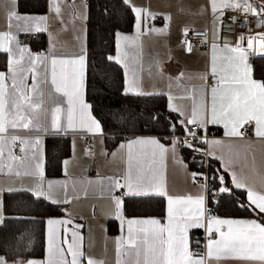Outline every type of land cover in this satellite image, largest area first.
Returning <instances> with one entry per match:
<instances>
[{
    "label": "snow or ice",
    "instance_id": "snow-or-ice-1",
    "mask_svg": "<svg viewBox=\"0 0 264 264\" xmlns=\"http://www.w3.org/2000/svg\"><path fill=\"white\" fill-rule=\"evenodd\" d=\"M8 3L11 7L6 12V30H0V53L7 55L6 70L0 71V175L31 176L35 183L29 188H8L7 191L29 192L35 199L53 205L69 204L81 194L107 196L121 230V235L113 241L114 264H264V169H255L254 142L248 139L251 132L264 148V81L253 78L249 63L250 56L264 58V32L248 37L246 48L241 45L245 40L243 35L235 45L221 46L213 42L208 72L193 75L181 71L177 76L169 77V88L174 82L182 88L183 95L168 94L167 109L176 116L175 120H168L169 137L164 138L168 140L167 145L157 137L128 139L118 147V151L127 150L126 167L121 174L73 181L69 188L68 181L45 180L42 137L69 131L103 136L101 123L92 115V105L85 98L86 29L82 27L76 36L78 51L58 52V38L49 32L48 16L21 14L17 0H8ZM124 3L134 13L135 35L117 32V55L108 59L115 60L125 69V95H152L154 93L144 91L138 75L139 40L143 35H167L173 17L136 6L133 0H124ZM65 5L73 9V21L87 20L86 3L77 7L76 0H70V3L69 0H63V3L62 0H51L50 11L61 25L65 23ZM208 7L214 23L223 24V10L228 9L242 12L246 17H258L257 26H264V0H209ZM158 17L165 21L164 25L149 27V21ZM235 21L232 17V23ZM42 32L49 33L47 52L33 53L18 38L20 33ZM188 33V28L183 29L181 43L190 53L193 46ZM204 43H207L206 36ZM128 49L133 50L131 61ZM159 74L164 75L162 69ZM194 80L201 83H192ZM177 100H191V104L184 105ZM211 126L222 127L227 141L209 138ZM193 127L197 131H193ZM180 130H183L184 139L177 135ZM188 137L195 143H188ZM241 141L245 142V159L251 155L254 171L260 177L259 186L244 168H237L236 161L225 159L218 152L220 146L227 144L231 148L232 142ZM181 148L218 160L220 168L214 169L209 164V171L204 172L201 162V170L189 172L188 164L179 154ZM103 154L108 155L107 152ZM85 155L94 156L95 153L85 149ZM111 155L115 157L117 152ZM169 159L195 186L194 193L170 190L166 164ZM70 163V160L63 161L65 174ZM236 190L244 193L246 200L237 198L235 204L249 210L254 218H221L214 214L210 205L219 204L225 194L235 196ZM4 192L5 189L0 188V223L5 219ZM151 198L166 201L164 222L157 218L125 216L127 200ZM63 211L66 218L46 220V257L42 260L14 259L11 264H109L106 254L97 258L90 253L88 249L92 245H85V237L80 231L84 226L75 223L67 209ZM197 230L204 232L203 243L193 235ZM0 264H10V261L0 255Z\"/></svg>",
    "mask_w": 264,
    "mask_h": 264
},
{
    "label": "crops",
    "instance_id": "crops-1",
    "mask_svg": "<svg viewBox=\"0 0 264 264\" xmlns=\"http://www.w3.org/2000/svg\"><path fill=\"white\" fill-rule=\"evenodd\" d=\"M124 3V0H121ZM63 3V0H62ZM70 3V0H69ZM85 3V0H76L77 7ZM136 6L148 7L151 11L157 13L171 14L173 19L171 27L167 35L149 34L140 37L139 43L141 45L139 49V73L144 91L148 93H154L152 95H162L164 98L165 107L168 104V94L171 92L174 95H183L182 88H178L174 82H172V88H169V77H175L181 71H185L190 74H202L209 71L211 61V46L212 43H217V29L218 21L214 23V17L210 10L209 0H133ZM11 5L8 0H0V30H6V12ZM51 0H45V7L42 12H22L21 14L27 15H46L49 17L48 25L49 32L53 33L58 38L57 51H64L72 53L78 51L76 36L80 34V30L83 27L85 29L84 21L72 19L73 9L67 5L63 8L64 25H61L59 20L55 19L54 14L50 11ZM131 13V28L128 31L119 32L124 35H135L134 27V13L130 6H127ZM208 10L205 11L204 9ZM183 9V10H181ZM86 11V10H85ZM165 21L162 18H157L155 21H149L148 26H155L157 28L162 27ZM208 29L209 42L206 46L194 48L192 52H187L184 46L180 43V35L183 29ZM66 29V30H65ZM116 33L113 35V49L108 57H115L117 55L116 45ZM20 41L26 45L33 53L47 52L50 47V37L48 32L32 33V34H18ZM247 43V38L243 42ZM218 45H223L217 43ZM131 61L133 50L128 49ZM219 52V49H218ZM253 56L249 57V63L251 64ZM115 62V60H112ZM7 55L0 53V71L6 70ZM159 62V64H158ZM116 63V62H115ZM121 70V92L124 93L126 87V75L125 69L121 64L116 63ZM160 69L163 70L164 75L159 74ZM254 79H257L253 76ZM259 80V79H257ZM192 83L200 84L201 81L194 80ZM210 82L209 84H211ZM133 95V94H132ZM177 103L184 105H190L191 100H177ZM66 107V104L64 105ZM175 116L176 114H172ZM211 130L215 132V136L211 138L224 139V130L220 126H211ZM180 130L179 132H181ZM168 134V133H167ZM156 135L152 133H141L132 135L113 136L106 135H93L86 131H77L75 133L69 131L67 134H60L57 136L44 135L42 137V157L43 167L45 163L44 144L49 138L66 139L67 153L63 155L59 160L58 173L52 175L44 174L45 180H60L68 181L69 188L73 181L79 182L80 180H96L98 178L113 177L121 174L126 167V155L127 150L118 151V147L121 143L126 142L128 139L135 137H157L161 138L162 142L167 145L168 140L164 139L167 136ZM89 137L90 145L87 148H83L81 141L83 137ZM248 139L253 141L252 151L255 153V169H264V148H262L255 137L248 134ZM233 146L229 148L226 145L220 146L218 152L225 156V159H233L236 161L237 168H244L250 179L259 186L260 177L256 175L252 162L251 155L245 159V142H232ZM85 149H91L95 155L86 156ZM107 152L108 155L103 153ZM112 152H117V155L113 157ZM188 149L181 148L180 156L188 164V171L192 172L193 168L190 162H188ZM239 154V155H237ZM70 160L71 163L67 167V174H65V166L63 161ZM167 164V178L169 188L172 191L178 193H194L195 186L190 180L185 178L183 171L171 160L166 161ZM209 164L213 165L214 169L220 168V162L215 159L208 158ZM226 180L229 181L230 177L226 174ZM35 183V178L31 176H24L17 178L15 176L0 175V188L5 189L4 193H8V188H29ZM218 183V182H217ZM240 191V190H239ZM241 192V191H240ZM3 193V195H4ZM30 194L29 192H26ZM242 198L245 201L246 195L242 193ZM31 195V194H30ZM226 195V194H225ZM32 196V195H31ZM3 198V197H2ZM162 199V198H161ZM125 204V216L127 218H157L164 222L166 216V201L162 199V210L160 215L155 214H130L126 211L127 202ZM48 202V201H47ZM50 203V202H49ZM61 211L57 215L46 216L42 220L41 226V239L42 245L39 254L27 255L17 252H12L5 256L9 259L10 264L14 259H36L42 260L47 254V225L46 220L48 218H66V213L63 209H67L68 213L75 223L82 224L84 227L80 229L81 233L85 237V245L91 244L88 249L91 254L97 258L107 256L109 264H114L115 260V246L114 238L121 235L120 222L114 218L111 211V202L107 196H101L98 194L89 193L87 196L81 194L79 198L72 199L69 204L57 205ZM214 214L221 218L232 219H251L254 218L253 214L236 213L234 215H226L221 212L218 204L210 205ZM69 228L72 225L68 226ZM200 230L193 233L195 235ZM26 243H29L28 239L24 236H19V247ZM21 248V249H22ZM19 250V249H18Z\"/></svg>",
    "mask_w": 264,
    "mask_h": 264
},
{
    "label": "trees",
    "instance_id": "trees-1",
    "mask_svg": "<svg viewBox=\"0 0 264 264\" xmlns=\"http://www.w3.org/2000/svg\"><path fill=\"white\" fill-rule=\"evenodd\" d=\"M85 3L88 52L85 98L92 105V115L100 121L103 133L113 136L167 134L168 120H174V116L165 107L163 96L122 93L120 67L108 59L113 49L114 33L131 28L130 10L121 0H85ZM44 7L45 0H17L18 11L42 12ZM251 65L253 76L264 81V58L253 56ZM66 153L65 138L47 139L44 144V174H57L59 160ZM237 198L244 201L239 190L235 191V196L226 194L220 198L218 207L221 212L226 215L252 214L235 204ZM3 201L5 219L0 223V255L16 251L24 255L39 254L42 220L46 216L59 214L60 207L42 199L37 200L25 191L4 193ZM127 203L126 211L130 214L160 215L162 210L161 198L129 199ZM19 236L29 240L24 248L23 245L19 247Z\"/></svg>",
    "mask_w": 264,
    "mask_h": 264
},
{
    "label": "built area",
    "instance_id": "built-area-1",
    "mask_svg": "<svg viewBox=\"0 0 264 264\" xmlns=\"http://www.w3.org/2000/svg\"><path fill=\"white\" fill-rule=\"evenodd\" d=\"M252 2H259V0H252ZM224 16L222 17L224 23L220 24L218 21V29H217V43L220 44H229L235 45L238 42V38L240 35H243L245 38L254 37L257 33L264 32V26L258 27L257 26V19L258 17L255 16H245L242 12L239 11H232L225 9ZM232 17L236 18L235 23H232ZM247 18V23L245 24L244 21ZM230 25V27H227ZM189 29V28H188ZM183 32V31H182ZM205 36L207 37V43L209 42V33L208 29H189L188 39L191 41L192 46L194 48H199L202 46H206L207 43H204ZM184 39L182 33L180 35V43ZM182 44V43H181ZM242 47H247V43L241 42ZM212 82L211 77H209L208 83ZM193 131H197L193 127ZM177 135L180 136L181 139H184L183 130L178 132ZM169 136V134H167ZM209 138L215 136V132L209 128L208 132ZM188 143H195L191 140L190 137L187 138ZM82 147L87 148L90 145L89 137L85 136L82 138L81 141ZM198 147H205L203 145H197ZM188 157L187 160L192 165L193 171L201 170V162H203L202 170L204 172H208V157H202L199 152H195L191 149H188ZM19 154V153H17ZM195 157V159H193ZM192 171V172H193ZM211 207V206H210ZM197 238H200L201 243H203L204 232L200 230L198 233L194 235Z\"/></svg>",
    "mask_w": 264,
    "mask_h": 264
},
{
    "label": "rangeland",
    "instance_id": "rangeland-1",
    "mask_svg": "<svg viewBox=\"0 0 264 264\" xmlns=\"http://www.w3.org/2000/svg\"><path fill=\"white\" fill-rule=\"evenodd\" d=\"M168 134H169V132H168Z\"/></svg>",
    "mask_w": 264,
    "mask_h": 264
}]
</instances>
